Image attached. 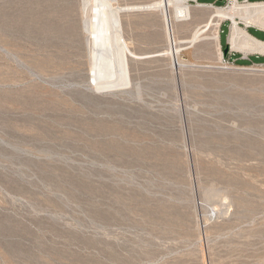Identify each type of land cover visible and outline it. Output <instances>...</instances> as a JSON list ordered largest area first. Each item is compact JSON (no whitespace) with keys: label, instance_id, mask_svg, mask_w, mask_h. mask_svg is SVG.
<instances>
[{"label":"rangeland","instance_id":"1","mask_svg":"<svg viewBox=\"0 0 264 264\" xmlns=\"http://www.w3.org/2000/svg\"><path fill=\"white\" fill-rule=\"evenodd\" d=\"M178 1L0 0V264H264V54ZM105 3L129 83L97 90Z\"/></svg>","mask_w":264,"mask_h":264},{"label":"bare ground","instance_id":"2","mask_svg":"<svg viewBox=\"0 0 264 264\" xmlns=\"http://www.w3.org/2000/svg\"><path fill=\"white\" fill-rule=\"evenodd\" d=\"M231 1H233V4L228 7L216 8V7L211 6L213 8V12L211 13L212 14L211 16L216 17L219 23L227 18L231 20L232 26H231V33L229 37V41H230L229 43H230L231 50L241 51L244 55H247L250 53L264 54V41H259L253 38L252 36L248 35L245 30H243L237 25V20H240L244 22V24L248 27L257 26V27L264 28V1L252 2V3L245 1V3L243 4L239 3V0H231ZM183 2H185V0H179L176 4L173 5L172 10H173V15L175 18H185V19L189 18L190 16L189 6L185 5V3ZM99 3L97 4V6H99ZM106 3L103 8L101 6L97 7L98 10L96 11V15L94 16L93 24H92L91 32H90L91 38L93 40V47H94V50L92 51V54H91L93 56L92 59L94 60L92 71H91L92 72L91 74L93 75L91 77H92L93 84L98 88L97 90L117 88L119 86H122V85L124 86L129 83L127 60H126L128 51H127L126 44L123 41L122 36H121L119 13L117 12L112 13L110 10L108 12V5H106ZM108 13H111V14H108ZM109 20L113 22L114 32H111L109 29V26H108L109 24H110V28L112 27L111 26L112 23L109 22ZM219 23L215 25L216 28H215L214 39L217 42L219 56L221 59V52L219 50V43H218V40H219L218 29H217L218 28L217 26H219ZM114 42L117 45L116 51L119 55L118 56V59H119L118 66L121 67L122 69L120 71L123 72L122 75H124V80H123L124 82L121 83V82H118L117 80V81H107V82L104 81L105 83H101V81L99 80H101L100 78L104 77V76L101 77V75L103 74L101 72H105L104 71L105 67L103 66V59H101V56L102 58L104 57L102 53H105V55H107L108 64L106 67V71L108 67L110 68V70H112L113 74L116 71L115 67H117L116 66L117 60L115 61V59H112L113 57L111 58V55L113 54L110 55V52H111L110 49H112L110 47L111 45L113 46ZM108 45L109 47H107ZM100 69L101 70L103 69V71H101ZM117 72L119 71L115 72V76L118 74ZM107 73H110L109 77L105 76V78L107 77L109 80V78H111L110 77L111 72L108 71ZM117 77L119 78L118 75ZM120 78H123V77H120ZM103 80L104 78L102 79V82Z\"/></svg>","mask_w":264,"mask_h":264},{"label":"water","instance_id":"3","mask_svg":"<svg viewBox=\"0 0 264 264\" xmlns=\"http://www.w3.org/2000/svg\"><path fill=\"white\" fill-rule=\"evenodd\" d=\"M218 2H222V1H225V0H216ZM126 10H122V12H124ZM230 46L228 43L225 44L223 50H222V59H226V57L228 56V54L230 53Z\"/></svg>","mask_w":264,"mask_h":264},{"label":"trees","instance_id":"4","mask_svg":"<svg viewBox=\"0 0 264 264\" xmlns=\"http://www.w3.org/2000/svg\"><path fill=\"white\" fill-rule=\"evenodd\" d=\"M214 1H216V0H214ZM250 1H252V2H261V1H264V0H250ZM198 2H200V3H206V0H198ZM225 31H223L222 30V33H224ZM249 34H251L250 33V31H249ZM253 37H255V38H257L255 35H253V34H251ZM258 40H261V41H264V39L262 40V39H260V38H257ZM249 60L251 59L250 57L248 58ZM251 63H257V62H253V61H250ZM259 63H264V62H259ZM241 65H247V64H244V63H242Z\"/></svg>","mask_w":264,"mask_h":264},{"label":"crops","instance_id":"5","mask_svg":"<svg viewBox=\"0 0 264 264\" xmlns=\"http://www.w3.org/2000/svg\"><path fill=\"white\" fill-rule=\"evenodd\" d=\"M246 33L248 34V35H250V36H252L251 34H249L248 33V30L246 31ZM253 37V36H252ZM253 38H255V37H253ZM255 39H257V38H255ZM258 40V39H257ZM259 41H261V40H259ZM242 58V57H241ZM241 58H238V59H241ZM261 58V57H260ZM246 59H248V58H246Z\"/></svg>","mask_w":264,"mask_h":264}]
</instances>
